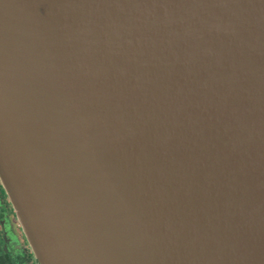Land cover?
I'll list each match as a JSON object with an SVG mask.
<instances>
[{
    "label": "water",
    "instance_id": "95a60500",
    "mask_svg": "<svg viewBox=\"0 0 264 264\" xmlns=\"http://www.w3.org/2000/svg\"><path fill=\"white\" fill-rule=\"evenodd\" d=\"M0 184L38 264H264V0H0Z\"/></svg>",
    "mask_w": 264,
    "mask_h": 264
},
{
    "label": "rangeland",
    "instance_id": "374dc122",
    "mask_svg": "<svg viewBox=\"0 0 264 264\" xmlns=\"http://www.w3.org/2000/svg\"><path fill=\"white\" fill-rule=\"evenodd\" d=\"M10 225L7 228H3L2 223H0V232L1 235L5 237V239L7 240L6 242V246L8 250H12L14 253H20L22 254V250L26 249L27 252L31 253L30 248L26 242V240L24 239L23 233L21 232L20 229V224L18 222V220L16 219V217L10 219ZM20 238L22 241V238L24 239L23 241V246L18 247L16 245L13 244V242L16 243V239ZM19 251V252H18ZM32 255V253L30 254ZM27 264V263H26ZM30 264H38V262L32 258V263Z\"/></svg>",
    "mask_w": 264,
    "mask_h": 264
},
{
    "label": "flooded vegetation",
    "instance_id": "af4514ba",
    "mask_svg": "<svg viewBox=\"0 0 264 264\" xmlns=\"http://www.w3.org/2000/svg\"><path fill=\"white\" fill-rule=\"evenodd\" d=\"M14 217H15L14 211H13L12 207L10 206V203H9V201H8V199L4 193V190L2 189V186L0 184V223H2L3 228L9 227V225L11 224L10 219H12ZM2 239L4 241L5 247L7 248V246H6L7 240L5 239L4 236H2ZM15 241H16V243L13 242V244L18 246V247H21L24 245L23 244V241H24L23 238H22V241L20 238H17ZM24 252L30 256V253L27 252L26 249L22 250V255ZM28 264H30V263H28Z\"/></svg>",
    "mask_w": 264,
    "mask_h": 264
},
{
    "label": "trees",
    "instance_id": "16d2710c",
    "mask_svg": "<svg viewBox=\"0 0 264 264\" xmlns=\"http://www.w3.org/2000/svg\"><path fill=\"white\" fill-rule=\"evenodd\" d=\"M32 258V255L29 256L25 252L22 255L20 253H14L12 250H8L4 245L0 232V264H28L32 263Z\"/></svg>",
    "mask_w": 264,
    "mask_h": 264
}]
</instances>
